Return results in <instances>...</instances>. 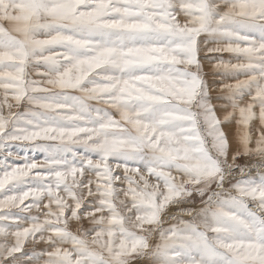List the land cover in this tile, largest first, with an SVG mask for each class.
Wrapping results in <instances>:
<instances>
[{"label":"snow or ice","instance_id":"obj_1","mask_svg":"<svg viewBox=\"0 0 264 264\" xmlns=\"http://www.w3.org/2000/svg\"><path fill=\"white\" fill-rule=\"evenodd\" d=\"M0 264H264V0H0Z\"/></svg>","mask_w":264,"mask_h":264}]
</instances>
